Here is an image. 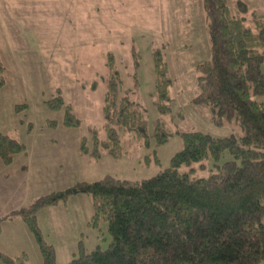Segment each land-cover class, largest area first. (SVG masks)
Segmentation results:
<instances>
[{"label":"rangeland","instance_id":"obj_1","mask_svg":"<svg viewBox=\"0 0 264 264\" xmlns=\"http://www.w3.org/2000/svg\"><path fill=\"white\" fill-rule=\"evenodd\" d=\"M242 1L248 7L245 15L238 14L237 0L228 5L257 31L254 18L264 22V0ZM157 53L171 81L165 113L157 106ZM210 59L203 0H0V133L26 147L11 165L0 160V252L11 258L25 254L27 264H43L33 235L20 217L12 216L42 197L107 176L150 179L169 168L183 149L180 133L243 136L236 121L216 125L209 107L193 102L200 93L199 66ZM114 76L118 98L129 96L145 113L149 145L127 134L118 157L106 151L95 157L94 136L107 139L103 108ZM58 93L79 126H66L65 110L48 106ZM256 100L264 103V96ZM159 119L170 134L162 145L154 138ZM230 160L226 152L220 163ZM212 167L210 160L198 163L191 176L206 178ZM95 216L93 198L84 193L38 212V225L55 249L57 264H68L82 249L90 253L109 247L107 223H96Z\"/></svg>","mask_w":264,"mask_h":264},{"label":"trees","instance_id":"obj_2","mask_svg":"<svg viewBox=\"0 0 264 264\" xmlns=\"http://www.w3.org/2000/svg\"><path fill=\"white\" fill-rule=\"evenodd\" d=\"M208 18L211 59L199 66L200 93L193 102L209 107L213 122L222 126L236 121L243 136L214 137L200 131L180 133L183 149L171 166L156 176L131 182L107 176L36 200L12 216L20 217L33 235L43 264H57L56 252L43 237L38 212L77 193L92 196L96 223H107L111 243L106 250L83 249L68 264H260L264 260V22L254 18L256 30L245 17L233 15L228 0H203ZM247 5L237 0L238 14ZM253 23V22H252ZM158 108L169 110L171 101L166 65L160 53L154 58ZM0 61V89L4 86ZM114 76L108 85L103 108L107 139L94 136L93 156L106 151L118 157L121 139L149 145L145 113L129 96L118 98ZM53 110H65V125L80 121L60 93L47 102ZM26 106L17 108L21 110ZM170 134L157 120L154 138L158 145ZM26 151L19 141L0 133V160L11 165ZM228 152L232 160L220 163ZM211 161L206 178H194V166ZM158 162V160H156ZM189 171L182 173L181 168ZM202 169H207L201 164ZM3 264H27L24 254L11 258L0 252Z\"/></svg>","mask_w":264,"mask_h":264},{"label":"water","instance_id":"obj_3","mask_svg":"<svg viewBox=\"0 0 264 264\" xmlns=\"http://www.w3.org/2000/svg\"><path fill=\"white\" fill-rule=\"evenodd\" d=\"M74 194H77V192L75 191Z\"/></svg>","mask_w":264,"mask_h":264}]
</instances>
